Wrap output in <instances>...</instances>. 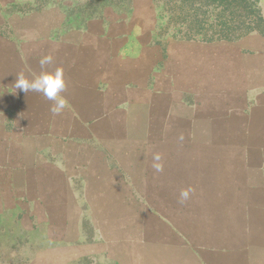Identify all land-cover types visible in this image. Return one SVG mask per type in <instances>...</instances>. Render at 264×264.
<instances>
[{"label": "rangeland", "instance_id": "rangeland-1", "mask_svg": "<svg viewBox=\"0 0 264 264\" xmlns=\"http://www.w3.org/2000/svg\"><path fill=\"white\" fill-rule=\"evenodd\" d=\"M203 1L201 15L184 11L180 0L0 2V264H264V196L242 192L240 182V155H264L256 148L264 143V112L249 116L248 131L232 116V130L212 137L192 129L170 90L168 106H155L154 94L150 107L122 93L121 104L106 98L97 114L101 95L90 91L96 55L79 47L104 34L143 57L154 44L146 59H168L171 73L183 44H237L227 52L234 62L224 87L240 91L239 49L258 44L264 57V33L235 41L181 37L224 29L211 25L224 9ZM48 54V70L61 68L67 85L59 115L41 93L13 89L16 75L38 74ZM140 69L151 76L154 68L144 62ZM155 153L163 171L152 167ZM186 188L193 192L181 202Z\"/></svg>", "mask_w": 264, "mask_h": 264}, {"label": "crops", "instance_id": "crops-1", "mask_svg": "<svg viewBox=\"0 0 264 264\" xmlns=\"http://www.w3.org/2000/svg\"><path fill=\"white\" fill-rule=\"evenodd\" d=\"M0 2L3 3V0ZM1 39H3L2 35H0ZM234 46L237 44L196 42L183 44L177 50L175 61L172 60L175 63L171 67L174 66L175 71L169 73L168 59L158 62L153 60L151 55L146 59V55L156 47L154 44L144 47L147 53L142 57L141 53H127L130 46L126 43L116 45L115 42L106 41L104 34L97 35L96 39L91 37L89 41L82 39L79 43L80 49H87L96 55V81L95 87H90V91L101 95L100 102L97 104V114L105 113L106 98L112 102V105L121 104L122 93L125 101H139L142 105H150V107L153 105L149 101L154 94L155 106L158 104L168 106L174 99V96L169 93L170 90L177 95L175 97L177 108L187 107L184 114L192 117V129L204 131L210 137L215 132L223 130L227 135L225 132L232 130V116L235 115L240 119L241 125L244 124V130L248 131L249 116L264 112L262 74L264 57L261 53V45L256 44L250 50H248L250 44L242 45L247 48L239 49L241 90L232 92L233 90L224 87V84L228 83L227 73L234 62L232 58H228L231 54L227 52ZM114 50L118 53L111 52ZM166 52H168L167 45ZM144 62L154 68L151 76H147L143 69L137 70V67ZM155 72L157 75H154ZM136 73L140 75H135ZM185 95L191 97L194 100L193 103L185 102ZM79 107L89 110L90 105L84 104L82 100ZM229 136L228 133L226 141H229ZM256 145L257 149L264 150V143ZM241 146L248 152L247 142L241 143ZM240 159L245 164L243 165L245 177L240 181L241 191L254 197L264 196V155L247 153L240 155Z\"/></svg>", "mask_w": 264, "mask_h": 264}, {"label": "trees", "instance_id": "trees-1", "mask_svg": "<svg viewBox=\"0 0 264 264\" xmlns=\"http://www.w3.org/2000/svg\"><path fill=\"white\" fill-rule=\"evenodd\" d=\"M261 0H208L209 4L214 9L224 10L215 14L212 26H222L223 30H216L212 32H185L181 37L187 40L200 39L205 42H213L220 40L235 41L242 36L247 35L252 31H259L264 33V15L262 13ZM184 7H191L194 11L201 15L204 1L203 0H180ZM239 9L242 11L239 12ZM227 12V14H226ZM244 12V15L241 14ZM198 23L200 26L205 24L204 18L199 16Z\"/></svg>", "mask_w": 264, "mask_h": 264}, {"label": "clouds", "instance_id": "clouds-1", "mask_svg": "<svg viewBox=\"0 0 264 264\" xmlns=\"http://www.w3.org/2000/svg\"><path fill=\"white\" fill-rule=\"evenodd\" d=\"M53 63V56L51 54L44 55L40 58L39 64L41 71L33 75L31 78L25 76L23 73L16 75L13 89L24 93L38 92L41 93L47 100L51 101L50 111L53 115H59L67 106V100L62 95L66 90V81L63 75V70L57 67L55 70H48L47 66ZM178 139L183 141L184 137L181 134ZM152 167L157 171H163L161 163L162 157L159 153H155L152 157ZM193 189H182L179 196L180 201L185 202L190 199Z\"/></svg>", "mask_w": 264, "mask_h": 264}]
</instances>
